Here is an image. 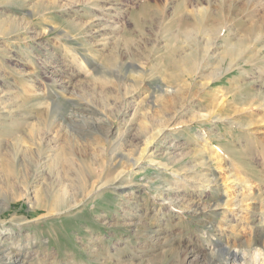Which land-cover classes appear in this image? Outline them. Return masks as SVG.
Returning a JSON list of instances; mask_svg holds the SVG:
<instances>
[{
    "label": "rangeland",
    "instance_id": "1",
    "mask_svg": "<svg viewBox=\"0 0 264 264\" xmlns=\"http://www.w3.org/2000/svg\"><path fill=\"white\" fill-rule=\"evenodd\" d=\"M0 158V264L264 259V0H0Z\"/></svg>",
    "mask_w": 264,
    "mask_h": 264
},
{
    "label": "bare ground",
    "instance_id": "2",
    "mask_svg": "<svg viewBox=\"0 0 264 264\" xmlns=\"http://www.w3.org/2000/svg\"><path fill=\"white\" fill-rule=\"evenodd\" d=\"M196 23H198V21L196 20L195 21V24ZM193 25V24H192ZM14 26V25H13ZM12 26V27H13ZM3 29V31H6L5 30V28L4 27H2ZM14 28V27H13ZM13 31V30H12ZM178 49L177 50H172V49H170V51L168 52V54H167V59H166V62H167V65L170 67V69H172L174 72H176L177 73V71H178V64H177V60H176V58H178V57H180V55L178 54ZM180 52V51H179ZM164 59H165V57H164ZM132 67V66H131ZM53 103V102H52ZM44 114V113H43ZM45 118H46V116H45ZM46 119H48V118H46ZM43 121H45V119L43 120V117H42V121L41 122H43ZM48 121V120H47ZM40 122V123H41ZM45 126V125H44ZM32 134V133H31ZM16 149V148H15ZM85 150V149H84ZM84 150H82V151H84ZM86 152H88V150L86 151ZM83 158H82V160H85V159H88L87 157H88V155H87V157H86V154L85 153H83ZM5 156V155H4ZM3 156V157H4ZM7 156V155H6ZM1 157H2V155H1ZM8 157V156H7ZM0 159H2V158H0ZM20 159V158H19ZM10 161H11V159H10ZM136 165V164H135ZM134 165V166H135ZM0 166H1V169H3L4 170V172H6V173H10V174H12V168H13V166H11V163L9 162V160L7 159V158H4V159H2V162L0 163ZM82 170H84V169H81V170H78L77 169V173H79V174H82L83 173V171ZM2 171V170H1ZM40 171V170H39ZM88 172V171H87ZM90 172V171H89ZM8 176H9V174H7ZM82 177V176H81ZM90 181V180H89ZM88 181L86 180V183H87ZM95 182V181H94ZM118 182H119V180H117V181H115L114 182V184L115 185H118ZM85 183V182H84ZM85 183V184H86ZM91 183L89 182V185H90ZM96 184V183H95ZM104 184V183H103ZM95 185L94 187H91V186H89V187H91V189H89V191L86 193V194H89L90 196L91 195H95V194H97V193H100L102 190H103V188L105 187L104 185ZM91 185H94V183H92ZM119 187H120V183H119V185H118ZM88 187V188H89ZM85 188H86V186H85ZM119 189H122V188H119ZM86 190V189H85ZM85 192V191H84ZM56 194V193H55ZM57 195V194H56ZM60 195V194H59ZM57 197V196H56ZM59 197V196H58ZM37 198V197H36ZM62 198V197H61ZM60 198V199H61ZM52 200H53V198H51ZM36 200V199H35ZM52 200H51V206L50 207H48V206H45L47 209H48V212H54V210H56V209H58V208H60V205H61V201H59V199L57 200V201H55V202H53L52 203ZM37 201V200H36ZM47 201V200H46ZM51 208V209H50ZM263 222H264V217H263ZM254 245H255V248H253V252H252V260L254 261V263L255 264H264V259H263V254H262V252H261V250L259 249V248H257V246H258V242H255L254 243ZM233 255H234V258H239V260H243V258H244V254L243 253H239V251H234V253H233ZM95 260V259H94ZM90 261V260H89Z\"/></svg>",
    "mask_w": 264,
    "mask_h": 264
}]
</instances>
